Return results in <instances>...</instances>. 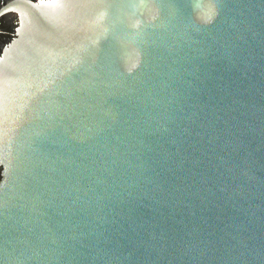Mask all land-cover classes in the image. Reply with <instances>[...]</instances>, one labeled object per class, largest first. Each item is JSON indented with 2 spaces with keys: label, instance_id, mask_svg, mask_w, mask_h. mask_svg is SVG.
Segmentation results:
<instances>
[{
  "label": "water",
  "instance_id": "obj_1",
  "mask_svg": "<svg viewBox=\"0 0 264 264\" xmlns=\"http://www.w3.org/2000/svg\"><path fill=\"white\" fill-rule=\"evenodd\" d=\"M0 264H264V0H0Z\"/></svg>",
  "mask_w": 264,
  "mask_h": 264
}]
</instances>
